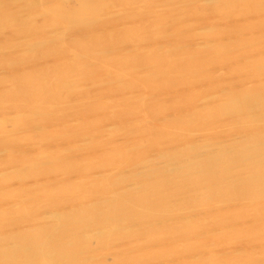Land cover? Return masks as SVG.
Masks as SVG:
<instances>
[{
    "label": "rangeland",
    "instance_id": "1",
    "mask_svg": "<svg viewBox=\"0 0 264 264\" xmlns=\"http://www.w3.org/2000/svg\"><path fill=\"white\" fill-rule=\"evenodd\" d=\"M0 264H264V0H0Z\"/></svg>",
    "mask_w": 264,
    "mask_h": 264
},
{
    "label": "bare ground",
    "instance_id": "2",
    "mask_svg": "<svg viewBox=\"0 0 264 264\" xmlns=\"http://www.w3.org/2000/svg\"><path fill=\"white\" fill-rule=\"evenodd\" d=\"M263 132V131H262ZM238 137V136H237ZM234 138H236L235 136H234ZM245 143V142H244ZM254 143V142H253ZM178 145V144H177ZM195 147V146H194ZM226 148V147H225ZM235 148V147H234ZM256 148V147H255ZM228 149H230V148H228ZM231 151H233V150H231ZM239 152V151H238ZM240 152H241V150H240ZM154 154V153H153ZM191 155V154H190ZM193 155V154H192ZM187 160H192V159H186L185 161L184 160H182V162H180V161H174V162H171V164H169V165H162V166H160L161 168H163V169H171V170H176L177 168H179L180 166H182V164L184 165L186 162H187ZM189 162H191V161H189ZM188 162V163H189ZM142 163V162H141ZM142 164H144V163H142ZM152 170V169H151ZM162 170V169H161ZM154 171H156V170H154ZM141 174V173H140ZM127 184V183H126ZM131 184V183H130ZM127 186H128V184H127ZM131 186L133 187V185L131 184ZM137 187V186H136ZM191 192V191H190ZM179 198V197H178ZM177 198V199H178ZM162 199V198H161ZM176 200V199H175ZM182 200V199H181ZM162 205V204H161ZM169 205H170V203H169ZM170 219V218H169ZM58 221V220H57ZM133 224V223H132ZM127 225V224H126ZM123 226V225H122ZM112 227H113V225H112ZM117 229V228H116ZM121 229V228H120ZM203 233V232H202ZM213 255V254H212Z\"/></svg>",
    "mask_w": 264,
    "mask_h": 264
}]
</instances>
